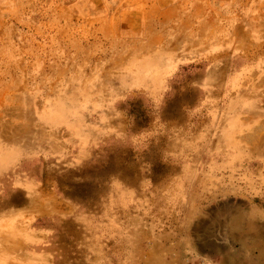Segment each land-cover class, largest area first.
Here are the masks:
<instances>
[{
    "label": "rangeland",
    "instance_id": "1",
    "mask_svg": "<svg viewBox=\"0 0 264 264\" xmlns=\"http://www.w3.org/2000/svg\"><path fill=\"white\" fill-rule=\"evenodd\" d=\"M0 264H264V0H0Z\"/></svg>",
    "mask_w": 264,
    "mask_h": 264
}]
</instances>
